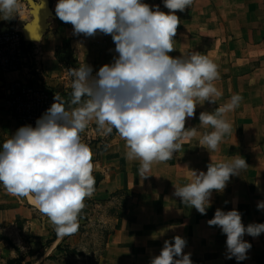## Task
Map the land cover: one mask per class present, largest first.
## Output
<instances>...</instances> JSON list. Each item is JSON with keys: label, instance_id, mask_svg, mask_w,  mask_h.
Wrapping results in <instances>:
<instances>
[{"label": "clouds", "instance_id": "clouds-1", "mask_svg": "<svg viewBox=\"0 0 264 264\" xmlns=\"http://www.w3.org/2000/svg\"><path fill=\"white\" fill-rule=\"evenodd\" d=\"M167 13L144 0H56V17L72 25L73 34L85 37L111 35L117 54L95 73L88 64L69 69L71 110L58 96L35 126L24 125L0 143V186L16 196H31L61 235L78 230V215L84 200L94 191L91 149L80 133L95 120L104 135L115 129L126 144V157L140 162V172L153 162H166L180 148L178 141L194 134L185 120L195 115L198 102L215 104L222 96L213 81L217 66L193 52L172 57L173 37L180 24L176 12H184L193 0H162ZM19 0H0V20L17 16ZM241 96L233 94L214 113L201 112L199 122L210 128L200 145L215 151L232 131L225 114L234 111ZM240 155L229 162L210 163L206 172L188 169L190 182L174 187L173 195L183 204L205 214L213 190L223 192L230 177L247 167ZM148 175H142L146 177ZM264 209V201L257 203ZM207 223L226 235L227 258L247 259L251 244L244 235L264 233V223L245 226L233 208L216 209ZM186 240L177 235L164 241L150 264H192L190 253H182Z\"/></svg>", "mask_w": 264, "mask_h": 264}, {"label": "rangeland", "instance_id": "rangeland-1", "mask_svg": "<svg viewBox=\"0 0 264 264\" xmlns=\"http://www.w3.org/2000/svg\"><path fill=\"white\" fill-rule=\"evenodd\" d=\"M261 1L193 0L184 12H176L180 24L173 37L174 50L169 55L186 58L195 51L210 57L212 38L228 39L229 34H241V22L244 18L252 19L250 9L256 10ZM144 2L162 12L169 11L162 0ZM55 3L56 0H19V18L29 24V31L41 33L35 40L26 39L21 60L29 73L26 84L48 89L54 100L58 96L71 110L79 105L70 103L68 70L85 63L95 73L101 66L110 64L117 54L111 35H74L72 25L56 17ZM19 31L23 33V29ZM206 44L209 46L207 54L203 52L208 49ZM21 123H13V128L17 130ZM238 132L244 135L243 128ZM80 138L91 149V175L95 184L78 215V230L59 235L31 196L12 195L0 186V264H98L113 233L112 246L127 255L131 250L134 261L144 259L153 246L157 247L154 256L159 255L164 241L171 243L172 238L179 235L186 240L182 253H190L192 264H264V233L255 238L244 235L243 239L251 248L247 259L237 262L235 258H227L226 235L218 226L207 223L216 209L233 208L240 212L245 226L264 223V209H257V203L264 201V154L254 139L244 136L239 139L236 155L243 157L248 166L238 176L230 177L231 184L221 192L215 211L211 203L202 215L180 201L139 203V188L134 186V162L126 157L125 141L115 129L104 135L93 119L80 133ZM6 139L0 133V143ZM125 198L130 202L129 210L117 218L116 207ZM105 199L107 201H103ZM150 213L163 215L151 217ZM56 236V241L51 243ZM60 243L63 249L56 251L54 247ZM49 255L51 258L44 261Z\"/></svg>", "mask_w": 264, "mask_h": 264}, {"label": "crops", "instance_id": "crops-1", "mask_svg": "<svg viewBox=\"0 0 264 264\" xmlns=\"http://www.w3.org/2000/svg\"><path fill=\"white\" fill-rule=\"evenodd\" d=\"M20 9L19 4L17 17L11 21L0 20V33L11 29L19 30L23 27L26 29L23 31L28 33L29 24L19 18ZM245 11L247 15V9ZM250 14L251 20L244 18V22H241V34H235V36L229 34L228 39L213 37L210 52H208L209 46L204 45L208 49L203 52L211 53L207 58L217 66L219 78L213 83L222 92V96L216 98L215 104L207 101L198 102L195 115L185 120V129H194V134L184 136L178 141L181 148L170 160L153 162L150 170L143 174L140 172V162L133 160L134 186L139 188V203L146 200L180 201L173 195L174 187H181L190 182L188 169L206 172L210 163L229 162L236 156L238 141L243 136L254 139L255 145L260 146L264 154V0L256 10L250 9ZM14 80L29 81V73L23 63L17 71L0 69V133L6 138L16 131L13 123H18L10 112L6 89L7 85ZM233 94H238L242 99L239 106L234 111L226 113L224 117L232 125V131L223 137L215 151H207L200 145V140L203 134L211 129L199 122V114L214 113L216 108L228 102ZM240 128H243L244 135L238 132ZM249 130L252 132L248 133ZM249 144L254 145L252 142ZM142 175L148 176L142 177ZM229 184H231L230 181L227 185ZM210 200L214 212L216 203L221 201V192L213 190ZM162 215L149 214L151 217ZM114 234L109 238L98 264H150L157 247H149V253L144 259L134 261L131 250L127 255V253H119V248L112 246L111 238ZM46 260L45 257L44 261Z\"/></svg>", "mask_w": 264, "mask_h": 264}, {"label": "built area", "instance_id": "built-area-1", "mask_svg": "<svg viewBox=\"0 0 264 264\" xmlns=\"http://www.w3.org/2000/svg\"><path fill=\"white\" fill-rule=\"evenodd\" d=\"M23 33L11 29L0 33V69L17 71L22 67L21 54L25 45ZM12 116L25 124L35 126V121L54 102L53 93L42 87H32L21 80L10 82L7 87Z\"/></svg>", "mask_w": 264, "mask_h": 264}, {"label": "trees", "instance_id": "trees-1", "mask_svg": "<svg viewBox=\"0 0 264 264\" xmlns=\"http://www.w3.org/2000/svg\"><path fill=\"white\" fill-rule=\"evenodd\" d=\"M124 192H127L128 194L132 195L131 192H128V191H124ZM119 193H120V192H119ZM122 193H123V191H122ZM112 196H113V195H112ZM137 199H138V195H137ZM103 201H107V200L105 199V200H103ZM103 201H102V202H103ZM129 204H130L129 200H127L126 198H125V199H122L121 204H120L119 206L116 207V209H117V210H116V211H117V218H118L120 215L125 214V213L129 210V208H128ZM111 233H112V232H110L109 234H111ZM57 237H58V236H56V237L54 238V240H52L51 243H54V242L56 241ZM61 244H62V243L57 244V245L54 247V249H55L56 251H61V250L63 249V247L61 246ZM15 250L18 251L17 248H15ZM48 258H51V256L49 255V256L46 257V259H48ZM63 264H68V262H65V263H63Z\"/></svg>", "mask_w": 264, "mask_h": 264}, {"label": "water", "instance_id": "water-1", "mask_svg": "<svg viewBox=\"0 0 264 264\" xmlns=\"http://www.w3.org/2000/svg\"><path fill=\"white\" fill-rule=\"evenodd\" d=\"M28 25V24H27ZM23 30L25 29V27L22 28ZM29 29V28H28ZM26 30V29H25ZM23 35L25 37V39L29 38V37H38L41 35L40 31L37 30V32H31V31H28V34L26 31H23Z\"/></svg>", "mask_w": 264, "mask_h": 264}, {"label": "bare ground", "instance_id": "bare-ground-1", "mask_svg": "<svg viewBox=\"0 0 264 264\" xmlns=\"http://www.w3.org/2000/svg\"><path fill=\"white\" fill-rule=\"evenodd\" d=\"M31 32H35V31H33V30H31ZM28 34V33H27ZM37 37H29V39H32V40H35ZM30 199V198H29ZM30 201H31V199H30Z\"/></svg>", "mask_w": 264, "mask_h": 264}]
</instances>
